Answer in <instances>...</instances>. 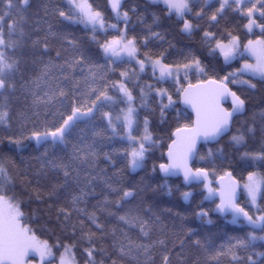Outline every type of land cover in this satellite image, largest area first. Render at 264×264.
I'll return each mask as SVG.
<instances>
[{"label":"snow or ice","instance_id":"6c2138e0","mask_svg":"<svg viewBox=\"0 0 264 264\" xmlns=\"http://www.w3.org/2000/svg\"><path fill=\"white\" fill-rule=\"evenodd\" d=\"M258 242L264 0H0V264H264Z\"/></svg>","mask_w":264,"mask_h":264},{"label":"trees","instance_id":"16d2710c","mask_svg":"<svg viewBox=\"0 0 264 264\" xmlns=\"http://www.w3.org/2000/svg\"><path fill=\"white\" fill-rule=\"evenodd\" d=\"M169 39H173V42L174 43L179 41L180 43H178V46H181V44H183V43H188V41H180V37H178V36H176V37L173 38L170 35L169 36ZM165 46H167V45H165ZM177 196H178V194H177ZM181 203H183V202H181ZM184 207L185 208H188V205L185 204ZM223 223H224L223 220L220 219V220L217 221V224L215 226H206V227H208L209 230H211V231H216L219 226L223 225ZM227 228L229 230V234L230 235H243L242 232H239V231L233 232V231H231L234 228V226H232V225H228ZM256 251H264V248H261L260 247L259 242L257 243ZM240 255L243 256V255H245V253L243 251H241L240 252Z\"/></svg>","mask_w":264,"mask_h":264}]
</instances>
